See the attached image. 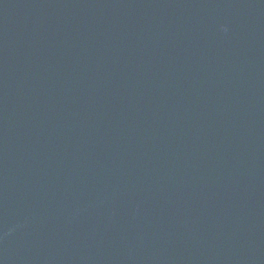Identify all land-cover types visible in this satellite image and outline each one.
Wrapping results in <instances>:
<instances>
[{
    "label": "water",
    "instance_id": "obj_1",
    "mask_svg": "<svg viewBox=\"0 0 264 264\" xmlns=\"http://www.w3.org/2000/svg\"><path fill=\"white\" fill-rule=\"evenodd\" d=\"M0 264H264V0H0Z\"/></svg>",
    "mask_w": 264,
    "mask_h": 264
}]
</instances>
